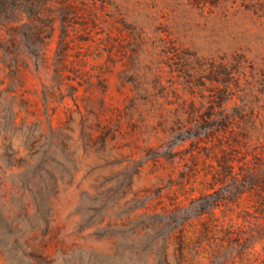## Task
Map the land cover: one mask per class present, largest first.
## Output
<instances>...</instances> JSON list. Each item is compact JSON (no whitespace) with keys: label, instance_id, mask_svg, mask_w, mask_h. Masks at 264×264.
<instances>
[{"label":"rangeland","instance_id":"obj_1","mask_svg":"<svg viewBox=\"0 0 264 264\" xmlns=\"http://www.w3.org/2000/svg\"><path fill=\"white\" fill-rule=\"evenodd\" d=\"M260 2L75 0L0 39V264H264Z\"/></svg>","mask_w":264,"mask_h":264},{"label":"trees","instance_id":"obj_2","mask_svg":"<svg viewBox=\"0 0 264 264\" xmlns=\"http://www.w3.org/2000/svg\"><path fill=\"white\" fill-rule=\"evenodd\" d=\"M260 1L262 0H255L257 4L262 5ZM74 2L75 0H0V39L4 42L3 47L17 55L19 50L26 46L29 47L27 40H30L32 44L34 43L32 47L34 45L38 47L40 42L43 43L47 39H52L60 14L51 12V8L60 5L62 7L60 18L66 20L69 14L75 12ZM13 67L14 76L20 80V85L24 87L23 66L18 59H16V64ZM61 76L64 79L66 77L65 72H61L60 69L58 70V77ZM48 88L51 87L45 85L44 99L50 125L53 126V106L46 92ZM27 99L28 106L31 107V99L29 97Z\"/></svg>","mask_w":264,"mask_h":264}]
</instances>
